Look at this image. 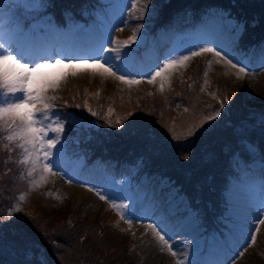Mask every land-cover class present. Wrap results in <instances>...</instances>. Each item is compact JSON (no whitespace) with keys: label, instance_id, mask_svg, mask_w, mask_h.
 Here are the masks:
<instances>
[{"label":"rangeland","instance_id":"rangeland-1","mask_svg":"<svg viewBox=\"0 0 264 264\" xmlns=\"http://www.w3.org/2000/svg\"><path fill=\"white\" fill-rule=\"evenodd\" d=\"M84 1L13 0L14 10L11 15L5 11L0 26L5 37L22 26L24 55L41 62L42 57L61 52L83 56L87 53L81 43L90 28L73 27L68 16L82 8ZM99 1L92 6L99 17L87 15L98 19L95 32L106 35L100 37L104 48L110 47L109 37L125 40L141 25L136 43L121 53L124 66L140 83L124 84L87 66L72 75L64 66L66 60L54 67L51 60L45 63L37 77L57 81L48 94L57 97L54 111L67 117L63 147L54 157L58 174L32 187L30 178L19 179L24 166L15 161L20 150L9 154L0 146V264H176V259L184 257L185 264H264V225L252 247L245 243L250 241L249 229L255 230L254 203L264 189V51L260 46L264 0H150L140 20L130 18V0ZM234 5L238 10H230ZM34 18H42L47 25ZM193 18L203 23L195 29L189 27L198 22L182 27ZM47 28L51 32L35 35ZM202 32L204 39L198 37ZM51 34L62 38L57 45L48 37ZM45 39L50 49L42 46ZM63 43L68 51L59 50ZM204 46L227 54L238 67L246 68V74L204 53L177 69L163 91L159 78L147 82V74L157 64ZM207 61H212L210 68ZM64 73L68 75L57 80ZM225 96L229 102L220 117L187 136L188 127L218 108L217 101ZM85 102L96 116L84 108ZM83 122L88 124L86 130ZM76 141L85 151L117 161L123 169L113 173L92 160L83 168L80 160L65 153ZM127 149H137L146 163L142 165L137 154L121 152ZM10 155L11 162L6 164ZM96 192L109 200H100ZM21 193L24 201L17 199ZM111 200L128 206L131 226L110 207ZM144 202L157 213L155 224L167 234L176 257L166 248L161 251L152 231L146 230L150 222ZM13 204L21 211L9 217ZM107 213L116 222L106 221Z\"/></svg>","mask_w":264,"mask_h":264},{"label":"snow or ice","instance_id":"snow-or-ice-1","mask_svg":"<svg viewBox=\"0 0 264 264\" xmlns=\"http://www.w3.org/2000/svg\"><path fill=\"white\" fill-rule=\"evenodd\" d=\"M149 3L150 0H130V18L135 20L143 19ZM6 10L10 15L12 14L14 10L13 0H4V3L0 4V20L3 19ZM137 12H139V15H136ZM122 23L127 25L129 21L122 20ZM140 27L141 25H137L133 28L131 35L125 40L109 37L107 42L110 44V47H100L95 53L83 56H65L61 52L54 54L52 57H42L44 62H41L24 55L23 46L20 44V37L25 35L22 26L17 25L15 31H10L7 37L4 35L3 27L0 26V146L6 149L9 154L14 149L20 150V158L15 161L18 165L24 166L19 175L20 180L30 178L29 183L31 186L38 187L41 183L46 182L49 175L55 176L58 174L55 170L57 165L54 157L58 155L63 147L62 141L65 139L64 133L66 130L64 121L67 117L62 118L59 113L54 111L57 105L53 101L57 97L48 94L50 89L54 90L57 87V81L45 77H37L40 70L45 67V63L51 60L54 67L55 65L63 64L66 60L67 64L64 66L72 70V75H76L77 71L85 70V66H87L88 70L99 73L102 76L114 77L121 83L128 85L138 84L140 80L131 77V73H129L123 64L121 53L123 49L136 43ZM122 30L117 29V31ZM204 53H211L217 57L216 63L224 61L230 68L237 69L239 74H246V68L238 67L237 63H233L231 59L226 58L227 54L222 55L221 51L216 50L214 47L204 46L197 50H191L187 55L170 56L162 65L157 64L155 70L147 74L149 76L147 82L152 84L159 78L160 91H163L165 81L170 82L173 73L177 69L185 67L192 57L200 56ZM57 56L60 58L57 59ZM114 60L121 63H114ZM73 61H76V63H73ZM206 63L210 68L212 61H207ZM67 75V73H64L57 80ZM203 75L205 77L204 85H207L209 83L207 79L208 71L205 70ZM241 75H238L237 79L241 78ZM204 90V86H201L200 91L203 92ZM211 95L216 99L215 93H211ZM217 102L219 104L218 108H213L199 120V123L188 127L187 136H192L197 129L201 128L208 121L220 117L221 110L229 102V98L225 96ZM65 107H67V104ZM76 107L79 108L80 105L77 104ZM84 108L91 115H97L88 106L87 102H85ZM184 111L188 112L189 110L185 108ZM112 112L113 109L109 107L108 114L111 115ZM115 123L119 126L121 120L117 119ZM168 131L173 133L174 139H178L175 136L173 127H169ZM58 145L60 148H58ZM9 162H11V155L9 156V160L5 161L6 164ZM7 174L8 171L5 172V175ZM34 174H38V178ZM88 190L95 191L94 188H89ZM96 194L100 200H109L102 192H96ZM17 199L24 201L26 196L21 193ZM109 204L120 218L131 226L132 220L125 211L128 206L122 203L118 204L114 200L109 201ZM254 210L255 215L253 216V220L255 222V230L249 229L247 233L250 241L245 239L248 247H252L256 243L260 225H264V218H260L261 214L264 213V189H262L259 198L254 203ZM14 211L19 212L21 209L18 205L13 204L7 212V216L11 217ZM147 229L152 231L162 246L161 251L166 248L173 257L177 256L176 251L173 250L167 238V234H162L163 230L159 229L157 224L149 223L146 226ZM244 250L246 251L247 248ZM243 254L244 252L241 251L240 256H243ZM186 259V257L176 259V264H185Z\"/></svg>","mask_w":264,"mask_h":264},{"label":"trees","instance_id":"trees-1","mask_svg":"<svg viewBox=\"0 0 264 264\" xmlns=\"http://www.w3.org/2000/svg\"><path fill=\"white\" fill-rule=\"evenodd\" d=\"M97 2V4L99 5V3H98V0H85L84 1V6L82 7V8H80V9H76L75 11H74V13H71V14H73L72 16H68V19H72L73 21H74V25H73V27H76V26H91V23L92 24H94V22L96 23V20H93V19H91L90 17H88V13H91V14H94V15H96V13H95V10L93 9V4L94 3H96ZM229 10V9H228ZM230 10H238V6L237 5H234ZM237 14V13H236ZM233 16H236L235 14H232ZM57 16H58V14H57ZM46 17H49L48 15H43L42 16V18H45V20L46 21H48L49 20V18H46ZM202 16H200V17H198V18H201ZM42 18L41 19H39L41 22H43L44 24H46L45 22L46 21H44V20H42ZM198 18H193V22H186V23H184L183 24V26L182 27H184V26H186V24L188 25V24H191V23H199V21H200V19H198ZM57 20H58V22L59 23H62V19L60 20V19H58L57 18ZM203 23V22H202ZM201 23V24H202ZM200 23H199V25L198 26H194V27H189V28H193V29H195V28H198L200 25H201ZM47 25V24H46ZM178 27V26H177ZM54 28V27H53ZM56 31V30H55ZM60 31H63V30H60ZM48 33V32H51V30H48V31H42V33H44V35H45V33ZM56 32H58V31H56ZM64 32V31H63ZM202 34V33H201ZM88 35H89V37L88 38H90V40L91 39H94V38H96L95 37V34L90 30V33H88ZM48 37H51L52 39H57V38H59L58 37V35H50V36H48ZM48 37H46V38H48ZM263 42V43H262ZM261 42V44H260V46H261V50L262 51H264V40ZM253 48V47H252ZM258 49L260 50V47H258ZM258 51V50H257ZM83 124H86V123H84L83 122ZM88 128V124H86V126H85V128H84V130H86ZM68 151L69 152H65V153H68L69 154V156L70 157H75L77 160H80L81 162H82V166H83V168H85L86 167V163L88 162V161H90V160H92L91 162L92 163H97V164H99V165H103V166H105V168L106 169H111L112 170V172L113 173H118V172H120L119 170H121V169H123V167H122V165L119 163V162H117V161H115V162H110V161H107V159L105 160H102L101 158H99V156H97L96 154H95V156H94V154H92L93 152L91 151V152H87V151H85L84 149H83V146L82 145H80V144H78V142L76 141L75 142V144H73L72 146H70L69 147V149H68ZM61 152H64V151H61ZM121 152H127V153H129V154H131V153H133V154H137L139 157H140V155H139V153H138V150L137 149H135V150H131V149H127V150H123V151H121ZM64 156H66L65 154H64ZM67 157V156H66ZM141 159L140 160H142L143 161V159H142V157H140ZM73 160V159H72ZM85 161V162H84ZM136 161V160H135ZM131 162H133L132 160H131ZM138 162H139V159H138ZM138 162H137V164H138ZM89 164H92V163H90V162H88ZM146 162L145 161H143V163H142V165H144ZM133 163H127V165H129V166H131ZM141 169V168H140ZM139 169V170H140ZM140 179V178H139ZM134 180H135V178H134ZM133 180V181H134Z\"/></svg>","mask_w":264,"mask_h":264},{"label":"bare ground","instance_id":"bare-ground-1","mask_svg":"<svg viewBox=\"0 0 264 264\" xmlns=\"http://www.w3.org/2000/svg\"><path fill=\"white\" fill-rule=\"evenodd\" d=\"M143 207H145L146 208V210H147V212L146 213H148V216H146V218H147V221H149L150 223H156V219H157V213H155L154 214V209H153V207H150L147 203L145 204V202H144V204H143ZM104 219L106 220V221H109V222H116L115 221V219L114 218H112V216L110 215V214H106V216H104ZM162 227H159V229H161ZM177 237H179V238H181L182 236L180 235H177Z\"/></svg>","mask_w":264,"mask_h":264}]
</instances>
